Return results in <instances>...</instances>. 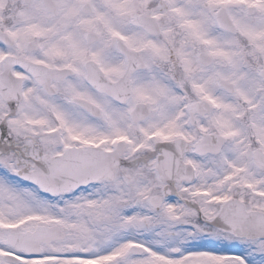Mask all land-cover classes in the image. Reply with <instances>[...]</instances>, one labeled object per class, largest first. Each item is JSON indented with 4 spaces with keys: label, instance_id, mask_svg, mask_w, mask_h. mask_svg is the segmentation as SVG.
<instances>
[{
    "label": "snow or ice",
    "instance_id": "6c2138e0",
    "mask_svg": "<svg viewBox=\"0 0 264 264\" xmlns=\"http://www.w3.org/2000/svg\"><path fill=\"white\" fill-rule=\"evenodd\" d=\"M0 264H264V0H0Z\"/></svg>",
    "mask_w": 264,
    "mask_h": 264
}]
</instances>
